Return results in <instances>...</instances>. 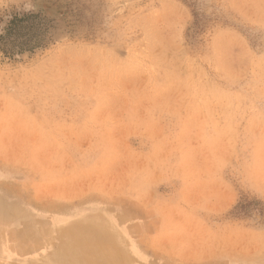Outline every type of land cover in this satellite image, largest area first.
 <instances>
[{"label":"rangeland","instance_id":"obj_1","mask_svg":"<svg viewBox=\"0 0 264 264\" xmlns=\"http://www.w3.org/2000/svg\"><path fill=\"white\" fill-rule=\"evenodd\" d=\"M76 222L129 264H264V0H0V264Z\"/></svg>","mask_w":264,"mask_h":264},{"label":"bare ground","instance_id":"obj_2","mask_svg":"<svg viewBox=\"0 0 264 264\" xmlns=\"http://www.w3.org/2000/svg\"><path fill=\"white\" fill-rule=\"evenodd\" d=\"M41 16V15H40ZM7 23V22H6ZM6 28V27H5ZM4 28V29H5ZM3 30V29H2ZM17 30V29H16ZM34 30V29H33ZM7 31V30H6ZM19 32V31H18ZM14 36V35H12ZM19 38V37H18ZM33 38V37H32ZM24 39V38H23ZM22 39V40H23ZM26 39V38H25ZM24 39V40H25ZM12 40V39H11ZM17 42V40H16ZM25 42V41H24ZM31 43V42H30ZM35 43V42H34ZM27 45V44H26ZM21 49V48H20ZM20 51V50H19ZM10 53V52H9ZM34 151H37L34 150ZM40 152V150H38ZM37 151V152H38ZM36 153V152H35ZM37 154V153H36ZM39 155V154H38ZM41 156V155H39ZM22 160V159H21ZM36 161V160H35ZM22 163V161H20ZM38 162V161H37ZM35 162V164L37 163ZM40 162V161H39ZM14 163V162H13ZM12 163V164H13ZM20 163V164H21ZM30 163V162H29ZM18 164V163H16ZM25 166V165H24ZM35 166V165H34ZM12 167V166H11ZM26 167V166H25ZM27 167H29L27 165ZM35 168V167H34ZM21 169V168H20ZM23 169V168H22ZM34 170V169H33ZM30 174V173H29ZM30 181V180H29ZM28 181V182H29ZM29 186V185H28ZM25 189V187H24ZM30 189V188H29ZM22 195V194H21ZM31 195V194H30ZM29 195V196H30ZM18 198V197H17ZM21 198V197H20ZM30 198V197H29ZM28 198V199H29ZM24 198H21V200ZM27 200V199H26ZM23 201V200H22ZM29 201V200H28ZM30 203V202H29ZM28 203V205H29ZM23 204V203H22ZM42 206V205H41ZM39 207V206H38ZM51 207V206H50ZM53 207V206H52ZM76 207V206H75ZM32 208V207H30ZM44 208V207H42ZM54 208V207H53ZM58 208V207H57ZM78 208V207H77ZM87 208V207H85ZM47 210L46 208H44ZM83 209V208H82ZM72 210V209H71ZM26 211V209H25ZM27 212V211H26ZM37 212V210H36ZM41 212V211H40ZM45 212V211H44ZM48 212V210H47ZM53 212V210H52ZM65 212V211H62ZM49 213V212H48ZM51 213V212H50ZM49 213V214H50ZM70 213V212H69ZM46 215V214H45ZM55 215V214H53ZM62 215V214H61ZM60 215V216H61ZM113 215V214H112ZM64 216V215H62ZM101 216V214H100ZM43 217V216H42ZM53 217V216H52ZM62 218V217H61ZM66 218V217H65ZM31 220V219H30ZM65 220V219H64ZM51 221V220H50ZM63 221V220H62ZM61 221V222H62ZM59 223V222H58ZM124 223V222H123ZM2 224V223H1ZM110 225V224H109ZM118 225V223H117ZM112 229V227H110ZM108 231V230H107ZM106 230L97 224L82 222L64 226L58 232L59 244L57 257L53 262L57 264H129V256L121 251L118 244ZM119 231V230H118ZM116 232V231H115ZM1 233V232H0ZM48 234V233H47ZM54 234V233H53ZM122 234V233H121ZM51 235V234H50ZM117 237V235H115ZM114 236V238H115ZM50 237V236H49ZM47 239V238H46ZM122 239V238H121ZM120 239V240H121ZM125 241V240H123ZM118 242V241H117ZM129 242V241H128ZM121 244V243H120ZM123 244V243H122ZM131 244V243H130ZM14 245V244H12ZM135 245V244H134ZM137 245V244H136ZM124 246V245H123ZM122 246V247H123ZM125 247V246H124ZM134 248V246H131ZM18 249V247H16ZM23 248V247H22ZM21 248V249H22ZM38 248V247H37ZM132 248V249H133ZM20 249V250H21ZM135 252V250H134ZM132 252V253H134ZM23 254V253H22ZM137 258V257H136ZM144 259V258H143ZM141 260V259H140ZM151 260V259H150ZM46 262V261H45ZM146 262V261H145ZM131 264V263H130ZM133 264V263H132ZM136 264V263H135ZM144 264V262H143ZM146 264V263H145Z\"/></svg>","mask_w":264,"mask_h":264}]
</instances>
